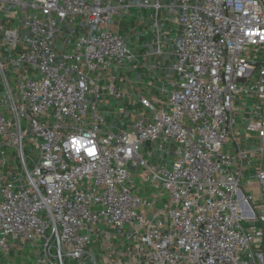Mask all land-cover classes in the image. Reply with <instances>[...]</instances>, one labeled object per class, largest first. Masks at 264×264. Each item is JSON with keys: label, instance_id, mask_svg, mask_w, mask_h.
Listing matches in <instances>:
<instances>
[{"label": "built area", "instance_id": "1", "mask_svg": "<svg viewBox=\"0 0 264 264\" xmlns=\"http://www.w3.org/2000/svg\"><path fill=\"white\" fill-rule=\"evenodd\" d=\"M133 9L167 62L156 99L113 82ZM125 100L150 115L108 125ZM25 248L5 264H264V0H0V253Z\"/></svg>", "mask_w": 264, "mask_h": 264}, {"label": "rangeland", "instance_id": "2", "mask_svg": "<svg viewBox=\"0 0 264 264\" xmlns=\"http://www.w3.org/2000/svg\"><path fill=\"white\" fill-rule=\"evenodd\" d=\"M151 13L149 10L145 9H133L130 10L128 14L122 15V16H116L112 23V29L114 31H120L123 35L132 37V41H129V47L132 50V52L135 55V58L133 62L128 66H119L116 68V79L113 81L115 84H119L124 80H127V86L131 89L130 91L133 92L134 96L137 97L139 95L143 96L144 92L140 93L139 89H134L133 86H135V80L137 79L139 82H149L153 80L154 72H157L159 68L156 66L154 67V50L157 48V39L155 36V27L150 25L149 19H150ZM160 50L164 51L165 46L164 42L165 40L169 39L172 40L175 30L173 27V24H171L170 21L164 19L162 14L160 15ZM139 22V23H138ZM135 43V44H134ZM172 45L171 42H169V47ZM170 50V49H169ZM166 52V51H165ZM169 52V51H168ZM158 56V55H155ZM158 64V63H157ZM159 65V64H158ZM117 65L114 62L110 63V73L114 71V68ZM139 73L140 77H136V73ZM257 74V72H256ZM9 79L10 81H13V74L9 73ZM256 76L254 75V78L252 82H254L256 79ZM170 79L172 81L175 80V75L170 74ZM112 82V80L107 75H104L103 84L106 85L107 83ZM152 82V81H151ZM150 82V83H151ZM13 83V82H12ZM132 87V88H131ZM148 87L152 88L153 84H149ZM128 88V89H129ZM138 88V87H137ZM134 89V90H133ZM102 100L104 103L110 102L111 99L107 94L103 93ZM121 104V103H120ZM110 105L105 104L104 106L100 107V110H102L106 116V121L108 125L116 126L117 128H120L124 126L123 122H117L116 119H112L114 117L113 110L115 111L116 108H123L125 109L128 114L124 117L123 121H130L131 119L138 118L145 116L148 117L150 114L148 110L141 106L140 103L137 101L135 104L127 107H121V105ZM239 104H240V98L237 97L234 100V114H237V117L235 120H237L236 125V132H238L239 136L238 138L240 140H244L245 134L243 132V116L241 117V112L239 110ZM248 142H251L250 140ZM235 142L232 137L229 138L228 141V147L225 149L226 152L235 153ZM23 146H24V153L26 157L37 159L35 156V153L32 149L31 142L28 137H26L23 140ZM5 160L8 164H15V159L13 162V155L9 149L6 150L5 154ZM29 167H31V163L29 162ZM4 169H7L6 166L3 167ZM135 182L138 184L139 187H142L140 185L139 178H135ZM143 193V191H142ZM93 253L98 257V254L101 252V246L99 242H95L92 246ZM20 256H23V262L29 263L33 257L34 254L31 250L28 248H25L23 250H20L17 252V257H14V251H11L10 255L8 257H5L2 253H0V264H5L6 261H18V258Z\"/></svg>", "mask_w": 264, "mask_h": 264}, {"label": "crops", "instance_id": "3", "mask_svg": "<svg viewBox=\"0 0 264 264\" xmlns=\"http://www.w3.org/2000/svg\"><path fill=\"white\" fill-rule=\"evenodd\" d=\"M139 23V22H138ZM118 32H120L119 30H118ZM121 33V32H120ZM175 34H176V32L174 33V36H173V38L175 37ZM125 36V35H124ZM126 38H127V40H128V42L131 40L132 41V37H129L128 38V36H125ZM173 40V39H172ZM172 40H169V39H167V40H165V42H164V46H165V49H164V52L166 51V52H170L171 51V45H170V47H169V42H172ZM135 44V43H134ZM170 49V50H169ZM159 64L160 65V68H159V70L157 71V72H154V77H153V80H151V81H149V82H139L137 79L135 80V86H133L134 87V89L136 90V89H139V91H140V93L142 92H144L143 94H144V96L145 97H148V98H154V99H156V98H158L159 97V89L163 86V85H165V87L167 88V89H171V87L169 86V85H166L165 83H164V81H165V79H166V65H167V62L162 58V57H160L159 55L158 56H155L154 55V64ZM137 75H136V77L135 78H137V77H140V75H139V73L137 72L136 73ZM151 82V83H150ZM149 84H153V87L152 88H150V87H148V85ZM138 87V88H137ZM132 88V87H131ZM130 89V88H129ZM133 89V90H134ZM131 90V89H130ZM120 104V103H119ZM121 107H127V106H131L132 105V103H131V101L130 100H125V101H122L121 102ZM125 122H127V121H125ZM254 188V192H256V190H257V188L256 187H253Z\"/></svg>", "mask_w": 264, "mask_h": 264}, {"label": "snow or ice", "instance_id": "4", "mask_svg": "<svg viewBox=\"0 0 264 264\" xmlns=\"http://www.w3.org/2000/svg\"><path fill=\"white\" fill-rule=\"evenodd\" d=\"M89 154H91V153H89Z\"/></svg>", "mask_w": 264, "mask_h": 264}]
</instances>
